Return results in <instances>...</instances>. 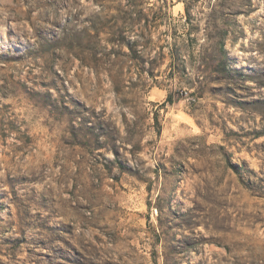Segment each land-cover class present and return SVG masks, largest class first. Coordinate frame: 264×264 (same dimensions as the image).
<instances>
[{
	"label": "rangeland",
	"instance_id": "374dc122",
	"mask_svg": "<svg viewBox=\"0 0 264 264\" xmlns=\"http://www.w3.org/2000/svg\"><path fill=\"white\" fill-rule=\"evenodd\" d=\"M0 264H264V0H0Z\"/></svg>",
	"mask_w": 264,
	"mask_h": 264
},
{
	"label": "trees",
	"instance_id": "16d2710c",
	"mask_svg": "<svg viewBox=\"0 0 264 264\" xmlns=\"http://www.w3.org/2000/svg\"><path fill=\"white\" fill-rule=\"evenodd\" d=\"M121 25H122V27H124V26L133 27L135 25V22H134V19H132V18L129 19L128 21H126L124 19V22Z\"/></svg>",
	"mask_w": 264,
	"mask_h": 264
}]
</instances>
